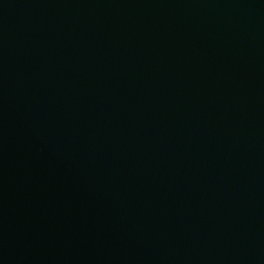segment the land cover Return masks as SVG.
I'll return each instance as SVG.
<instances>
[{"label": "water", "instance_id": "95a60500", "mask_svg": "<svg viewBox=\"0 0 264 264\" xmlns=\"http://www.w3.org/2000/svg\"><path fill=\"white\" fill-rule=\"evenodd\" d=\"M0 264H264V0H0Z\"/></svg>", "mask_w": 264, "mask_h": 264}]
</instances>
